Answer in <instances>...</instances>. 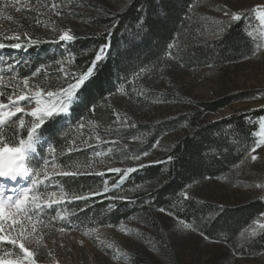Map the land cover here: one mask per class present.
<instances>
[{"label": "rangeland", "instance_id": "rangeland-1", "mask_svg": "<svg viewBox=\"0 0 264 264\" xmlns=\"http://www.w3.org/2000/svg\"><path fill=\"white\" fill-rule=\"evenodd\" d=\"M32 1L0 4V129L17 118L21 136L17 147L0 142V180L8 169L24 176L17 188L0 183V264H264V250L251 252L245 246L264 234V213L242 228L237 240L206 233L215 224L217 212L264 199V118L258 122L255 146L233 172L192 185L177 201L180 212L183 201L209 206L200 219L179 216L174 206L170 211L158 208L151 193L159 187L150 180L135 181L145 168L160 163L188 131L184 127L162 135L151 145L154 126L193 111L199 103L244 92L247 101L217 114L206 113L202 122L264 108V0H198L192 9L194 40L215 39L229 25L243 21L254 44L252 55L215 68L184 69L162 76L156 85L158 93L183 95V105L139 102L127 108L123 105L127 95L120 89L116 107L129 121L118 117L117 126H130L134 139L122 142L119 149L108 129L86 122L78 126L80 134L67 152L88 151L89 156L64 162L40 130L60 115L67 120L70 116L71 104L61 96L69 83V89L73 87V56L66 51L64 60L45 61L46 66L19 79L15 68L28 62L29 55L23 53L18 59L19 50L7 53L6 42L26 35L51 44H69L72 30H87L90 16L118 13L130 0ZM29 10L37 13L35 21L27 19ZM104 54L101 50L99 56ZM82 175L97 176L103 183L82 195L70 194L64 180ZM124 180H130L126 188ZM102 197H107L112 210L115 200L128 204L120 214L131 212L129 217L115 225L84 222L83 212L92 200ZM145 205L152 206L149 215L138 213Z\"/></svg>", "mask_w": 264, "mask_h": 264}, {"label": "trees", "instance_id": "trees-1", "mask_svg": "<svg viewBox=\"0 0 264 264\" xmlns=\"http://www.w3.org/2000/svg\"><path fill=\"white\" fill-rule=\"evenodd\" d=\"M7 1L10 0H0V4ZM38 1L41 0L32 2ZM197 1L130 0L118 13L90 16L86 21L87 30L75 28L72 30L71 43H62L61 46L33 40L26 35L6 42L7 53L13 49L19 50L18 59L22 58L23 53L29 55L28 62L22 61L15 68L19 79L30 77L42 64H54L58 57L64 60L67 52L73 56V87L69 89V83L61 96L64 103L71 104L70 116L67 120L60 115L46 122L40 130L63 162L70 159L82 161L89 156L88 151L67 152L76 141L78 126L86 122L108 129L109 137L117 140L115 146L119 149L122 142L134 139L135 132L130 126H117L118 117L125 119V122L129 121L126 113L116 107L115 98L120 89L127 95L123 104L127 108L139 102L149 103V106L156 103L183 105L186 101L183 95L158 93L156 85L162 76L184 72V69L207 66L215 68L239 62L252 55L254 44L243 21L229 25L215 39L195 41L192 9ZM25 15L30 21H35L37 17L33 10L25 12ZM101 50L105 52L102 57L99 56ZM246 94L244 92L215 102L199 103L193 111L153 127L151 133L155 136L151 145L162 135L177 132L184 127L188 130L160 163L145 168L144 173L135 178L136 182L150 180L159 187L151 193L155 206L166 211L174 206V213L186 219H200L209 212V206L195 205L191 201H183L180 212L176 209L177 201L192 185L230 174L243 162L256 144L258 122L264 118V108L235 113L213 123L202 122V116L206 113L217 114L235 103L247 101L249 98ZM17 122L18 119L14 118L11 124L1 127L2 144L11 147L19 145L21 136L16 129ZM124 181H127L124 185L126 188L130 180ZM102 183L101 178L90 175L64 180L72 195L96 190ZM113 197L117 198L115 195ZM106 199L102 197L92 200L87 212H83L82 220L90 224L115 225L129 217L131 212L125 216L120 214L128 204L115 200L116 209L112 210ZM151 207L145 205L138 213L148 214ZM263 213L264 199L220 214L217 212L215 224L208 232L207 229L205 231L210 237L222 234L237 240L241 229ZM245 246L251 252L264 250V234Z\"/></svg>", "mask_w": 264, "mask_h": 264}, {"label": "bare ground", "instance_id": "bare-ground-1", "mask_svg": "<svg viewBox=\"0 0 264 264\" xmlns=\"http://www.w3.org/2000/svg\"><path fill=\"white\" fill-rule=\"evenodd\" d=\"M2 154H4V152ZM13 155H16V153L14 152V153L9 154V156H13ZM2 159H3V157L0 156V162L2 161ZM20 177H21L20 174L14 172L13 170L8 169V170L5 171L3 179L0 180V183H2L1 186L2 185L3 186L4 185H6V186L7 185H14L13 182H15V179H19V181L17 183H21L22 182V178H24V176L21 177V178ZM1 189H3V187H1L0 190Z\"/></svg>", "mask_w": 264, "mask_h": 264}]
</instances>
